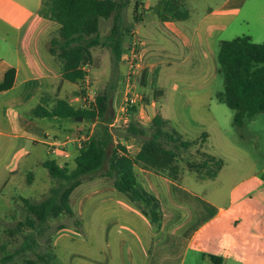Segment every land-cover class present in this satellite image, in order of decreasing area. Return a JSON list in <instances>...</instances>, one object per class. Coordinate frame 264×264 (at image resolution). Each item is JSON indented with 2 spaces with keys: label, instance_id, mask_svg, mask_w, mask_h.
I'll return each mask as SVG.
<instances>
[{
  "label": "crops",
  "instance_id": "0c3cea01",
  "mask_svg": "<svg viewBox=\"0 0 264 264\" xmlns=\"http://www.w3.org/2000/svg\"><path fill=\"white\" fill-rule=\"evenodd\" d=\"M40 3L0 0V192L17 173L43 167L44 160L73 169L79 149L74 132L83 126V119L57 120L33 113L37 106L50 109L58 99L76 108L79 99L75 94L78 80L65 79L59 61L49 51V32L54 22L37 14ZM155 3L144 0L142 6H151L153 11ZM223 8V12H238L237 6ZM152 14L170 33L179 30L174 22L185 20L161 21L154 11ZM144 21L141 15L137 23L140 26ZM158 72L159 68L154 67V81ZM197 93L189 91L176 97L172 114H167L160 99L155 111L154 102H150L145 106L146 122L158 113L168 125L189 137L204 131L207 138L216 137L225 143L222 131L213 127L212 136L208 129L211 123L196 109L208 105L204 100L195 101ZM132 140L125 139L124 143L129 156L140 147ZM52 142L60 145L52 148ZM24 143L28 145L25 150ZM133 171L138 184L159 202L158 227L110 182H94L76 206L82 230L89 227L91 235L104 242L108 252L110 246L115 252L123 248L125 264H213L209 256L219 257L222 264H264V166L223 160L212 178L185 176L180 180L137 164ZM93 264L102 263L94 260Z\"/></svg>",
  "mask_w": 264,
  "mask_h": 264
},
{
  "label": "rangeland",
  "instance_id": "374dc122",
  "mask_svg": "<svg viewBox=\"0 0 264 264\" xmlns=\"http://www.w3.org/2000/svg\"><path fill=\"white\" fill-rule=\"evenodd\" d=\"M147 1L154 4L157 0ZM225 1L228 2L223 6ZM134 2L129 0L121 15L124 37L120 60H114L107 46L91 47V59L83 65L84 76L77 81L75 90L79 98L76 108L83 110L94 106L98 93L108 92L106 116L112 142L107 147V153L114 147L124 146L123 135L130 120L148 123L145 112L147 104L154 102L155 111L156 102L160 99L167 114H172L176 97L198 90L195 101L201 103L204 100L208 105L196 109L208 124L211 123L208 129L211 128L212 136L213 127H217L226 137L224 143L223 139L220 141L210 136L199 150L215 154L229 163L243 160L246 165L253 162L257 168L264 166V112L256 114L252 121L241 128H236L232 124V111L213 99V93L223 85L222 76L215 71L218 42L239 36H249L257 43L264 42V0H184L189 17L174 22V26L179 29L174 33L156 21L151 6L148 9L142 6L141 15L145 16V21L139 26L132 18ZM222 6H237L238 12H223ZM110 25L111 18L99 19L101 36L108 33ZM57 29L54 22L49 35L56 36ZM45 37L46 34L42 38ZM156 66L159 72L154 81L153 69ZM35 97H40V94L37 93ZM130 97H134L135 102H130ZM124 107L127 108L126 125L119 119ZM116 118L117 122L112 125ZM96 124L94 119L83 120V126L75 130V136L84 134L87 140ZM132 143L140 145L141 140L134 138ZM196 147L190 146L178 158L177 165L183 170L182 177H194L185 161L199 158ZM27 148V143H24L23 149ZM106 168L105 162L94 176L84 177L78 184L71 186L67 194L71 213L59 210L51 214L41 227L23 224L26 213L20 196L39 200L57 182L49 180L45 167L28 169L31 172L17 173L10 179L0 192V264H28V259H33L35 252L52 254L54 264H93L94 260L102 264H125L123 261L127 255L124 249L120 247L121 250L115 252L110 246L108 252L105 243L98 242L91 235L89 227L82 230L76 210L82 194L91 190L94 182L112 183V179L103 173ZM130 202L137 206L135 202ZM30 232L33 233L34 241L27 246L24 237ZM6 253H11L12 258L4 261Z\"/></svg>",
  "mask_w": 264,
  "mask_h": 264
},
{
  "label": "trees",
  "instance_id": "16d2710c",
  "mask_svg": "<svg viewBox=\"0 0 264 264\" xmlns=\"http://www.w3.org/2000/svg\"><path fill=\"white\" fill-rule=\"evenodd\" d=\"M128 2L129 0H41L37 14L58 26L57 35L50 39L49 51L59 61L65 79L77 81L83 78L82 67L91 59V47L107 46L114 60H120L124 37L121 15ZM141 10L142 3L135 0L132 15L134 21L141 20ZM153 11L161 21L183 20L188 17L184 0H158ZM100 18H111L110 28L104 36L99 32ZM216 72L222 76L223 85L215 92L214 98L232 111L233 125L242 126L256 114L264 112V42H253L249 36L220 40L216 54ZM108 103L109 94L103 91L96 95L94 106L88 110L74 108L63 99H58L50 109L41 106L34 108L36 116L57 120H72L81 116L83 120L94 119L97 124L92 135L80 145L74 157L73 169L59 166L53 160L41 162L47 169L49 178L57 184L51 186L36 201L20 196L26 213L23 224L41 227L51 214H56L59 210L71 213L67 200L71 186L78 184L84 177L94 176L106 162L107 168L103 173L112 179L113 187L135 202L149 221L158 227L161 219L159 202L138 184L133 171L135 164L180 180L183 170L177 165L178 158L190 146L197 145L196 153L199 158L185 161L194 177L212 178L222 166L221 157L199 150L207 139L206 132L203 131L194 138L189 137L175 127H168L167 121L158 113L147 124L137 119L129 121L123 138H140V147L135 155L129 156L124 146L114 147L107 153V147L112 142V135L107 128ZM118 151L122 153L118 154ZM261 177L264 179V172ZM24 238L27 246L34 241L32 232ZM34 254L33 259H28V264H54L52 254ZM11 258L12 254L6 253L3 260ZM209 258L213 264H222L219 257Z\"/></svg>",
  "mask_w": 264,
  "mask_h": 264
},
{
  "label": "built area",
  "instance_id": "2783aa9c",
  "mask_svg": "<svg viewBox=\"0 0 264 264\" xmlns=\"http://www.w3.org/2000/svg\"><path fill=\"white\" fill-rule=\"evenodd\" d=\"M135 100H136V99H135L134 97H130V98H129V101H130V102H135ZM126 111H127V108L124 107V108H123V111H122V114H121L120 117H119L120 122L123 123L124 125H126V124L128 123V117H127ZM116 122H117V118L114 119V122L112 123V125L115 124ZM84 140H86V136H85L84 134H80V135L78 136L79 147H80V145H81V141H84ZM50 144H51L52 148H54V147H58V146L60 145V144L57 143V142H52V143H50ZM65 156H66V153H65Z\"/></svg>",
  "mask_w": 264,
  "mask_h": 264
},
{
  "label": "water",
  "instance_id": "95a60500",
  "mask_svg": "<svg viewBox=\"0 0 264 264\" xmlns=\"http://www.w3.org/2000/svg\"><path fill=\"white\" fill-rule=\"evenodd\" d=\"M74 119H75L76 121H81V120H82V117H81V116H76Z\"/></svg>",
  "mask_w": 264,
  "mask_h": 264
}]
</instances>
